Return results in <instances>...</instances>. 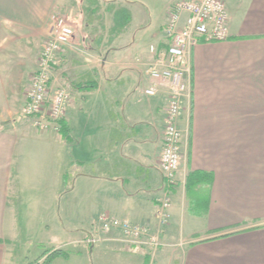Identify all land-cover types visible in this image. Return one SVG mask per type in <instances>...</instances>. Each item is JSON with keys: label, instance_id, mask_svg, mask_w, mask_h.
Returning a JSON list of instances; mask_svg holds the SVG:
<instances>
[{"label": "crops", "instance_id": "obj_1", "mask_svg": "<svg viewBox=\"0 0 264 264\" xmlns=\"http://www.w3.org/2000/svg\"><path fill=\"white\" fill-rule=\"evenodd\" d=\"M67 1L0 0V264L14 262L24 168L25 191L45 193L33 201H48V214L54 204L56 244L84 239L102 213L157 227L167 94L144 95L150 56L147 48L125 57L135 48L129 29L112 33L93 87L71 84L62 130H38L20 113L51 15ZM175 1L149 45L162 43ZM226 10L229 38L191 50L182 156L156 264H264V0H227ZM72 246L93 264L145 262L143 249L115 241Z\"/></svg>", "mask_w": 264, "mask_h": 264}, {"label": "built area", "instance_id": "obj_2", "mask_svg": "<svg viewBox=\"0 0 264 264\" xmlns=\"http://www.w3.org/2000/svg\"><path fill=\"white\" fill-rule=\"evenodd\" d=\"M226 1H175L167 12L162 43L148 46L150 62L146 74L149 83L143 88V93L151 97L164 89L167 94L159 159L164 193L154 213L156 230L150 224L139 225L102 213L96 226L79 242L96 245L115 241L141 248L145 253L144 264H156V253L162 244L160 233L168 221L170 194L177 184L176 173L182 156V134L178 121L185 110L184 101L191 96V50L200 42H218L229 38ZM51 18L49 37L38 55L20 113L30 118L36 129L58 132V123L66 115L70 94L65 86L52 84V75L65 49L72 46L75 30L69 18Z\"/></svg>", "mask_w": 264, "mask_h": 264}, {"label": "rangeland", "instance_id": "obj_3", "mask_svg": "<svg viewBox=\"0 0 264 264\" xmlns=\"http://www.w3.org/2000/svg\"><path fill=\"white\" fill-rule=\"evenodd\" d=\"M98 1V0H97ZM135 4L127 5L128 2ZM116 0V2H99L98 12L91 11V5L85 0H68L61 11H57L51 15L69 18L68 20L74 27V38L72 46L68 47L69 53L66 56V61L56 64L53 70L52 84L65 86L70 96H72V86L74 82L89 80L94 69H98L99 60L103 57L105 50L109 47L110 37L113 35L109 32L107 25L113 24L112 12H107L105 9L108 3H111L113 8L128 9L131 20L127 29L130 30L129 41L135 42V48L126 54V58H133L135 53L140 54L148 48L150 37L153 32L159 29V25L163 18V10L168 0ZM113 3V4H112ZM110 6V7H111ZM90 8V9H89ZM90 10V11H89ZM52 23V18L49 21V28ZM126 29V30H127ZM49 37V32L46 34L40 47L36 53V63L40 49L46 43ZM111 46V43H110ZM40 158V156H39ZM41 160V159H40ZM26 164V165H25ZM24 166H28L27 161ZM27 168V167H26ZM25 174L21 173V187L15 195L16 206L19 210V223L16 227V237L12 244L13 264H35L39 258L42 260L48 255L49 250L61 249L64 254L61 255L56 262L50 264H93L92 257L83 249L77 252L72 244L80 243L81 240H75L72 244H56L63 242L62 239L55 238L57 225L52 219L56 210L52 204L51 213L48 214V201L39 204L33 196L37 194L44 195L45 193L26 192L23 180L32 176L27 169L24 168ZM32 196V197H31ZM32 198V199H30ZM55 207L59 209V201ZM58 213V212H57ZM59 217V216H58ZM59 218H57L58 220ZM67 242V241H66ZM58 246V248H52ZM75 250V251H72ZM40 262V261H39ZM40 264V263H38Z\"/></svg>", "mask_w": 264, "mask_h": 264}, {"label": "trees", "instance_id": "obj_4", "mask_svg": "<svg viewBox=\"0 0 264 264\" xmlns=\"http://www.w3.org/2000/svg\"><path fill=\"white\" fill-rule=\"evenodd\" d=\"M85 1H87V3L92 6L91 9L90 8L89 9L91 11L93 10V13L98 12L99 3L97 0H85ZM114 2H116V0ZM110 6H111V3H108V7L105 9L107 12H112V14H113V22L114 23H113V26L110 28L109 32L110 33H122L127 29L128 25L131 21L130 12L128 9L113 8V6H111V7ZM74 86L75 87L80 86V87L86 89V88L93 87V84H92L91 80H85V81H80L79 83H76ZM58 124H59V131H60V130H62V126H63L62 120H60ZM62 254L65 255V253H63L61 249L49 250L48 255L45 256L42 260H40L41 258L37 259L35 261V264H38V263L50 264L52 259H54L57 256H61Z\"/></svg>", "mask_w": 264, "mask_h": 264}]
</instances>
